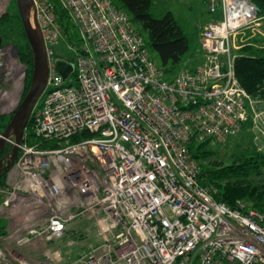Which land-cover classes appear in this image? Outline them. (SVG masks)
I'll use <instances>...</instances> for the list:
<instances>
[{
    "label": "built area",
    "instance_id": "obj_1",
    "mask_svg": "<svg viewBox=\"0 0 264 264\" xmlns=\"http://www.w3.org/2000/svg\"><path fill=\"white\" fill-rule=\"evenodd\" d=\"M33 3L50 74L0 188V264H264V213L215 200L189 151L239 134L256 104L234 54L260 25L256 4L208 0L221 15L201 36L205 63L167 77L112 0ZM69 25L78 41L64 78L55 48ZM26 78L17 48L0 47V117L14 114ZM78 222L102 243L72 259L51 244Z\"/></svg>",
    "mask_w": 264,
    "mask_h": 264
},
{
    "label": "trees",
    "instance_id": "obj_2",
    "mask_svg": "<svg viewBox=\"0 0 264 264\" xmlns=\"http://www.w3.org/2000/svg\"><path fill=\"white\" fill-rule=\"evenodd\" d=\"M250 1L256 4L259 9L260 21L264 22V0ZM112 3L115 8L129 16L141 37L144 33L147 34V39H143L149 51L151 50L157 55L159 67L163 68L167 75L170 74V77L174 76V68L183 61L190 50L189 39L174 15L169 12L163 18H154L150 13L153 0H112ZM17 16L20 17L19 13ZM65 29V34H68L69 27ZM251 41L250 44H245L239 50V55L235 58V75L241 86L253 100L255 99V106L260 108L264 101V38L257 37ZM9 44L17 46L19 59L27 66L24 98L30 89L34 56L22 20L17 23V36L15 30L12 29L0 37V47ZM257 102H260L259 105ZM11 117L12 115L0 117L1 132H4ZM82 136L85 135L74 137L73 142L79 141ZM230 140L231 138L227 141V146ZM33 141L31 140V142ZM239 146L241 145L237 144L235 149ZM215 147L209 141L194 142L189 146L192 157L195 158L201 169L200 183L213 188L214 199L219 202H225L233 207L236 201L243 200L250 202L252 208L264 213V182L261 180L264 176V154L258 152L254 145L248 146V148H238L232 154V163L226 164L224 157L221 158L223 153ZM11 150L12 145H7L2 157L9 154ZM5 180L6 173H3L0 176V188L5 186ZM4 225L5 223L1 221V234L4 233Z\"/></svg>",
    "mask_w": 264,
    "mask_h": 264
},
{
    "label": "rangeland",
    "instance_id": "obj_3",
    "mask_svg": "<svg viewBox=\"0 0 264 264\" xmlns=\"http://www.w3.org/2000/svg\"><path fill=\"white\" fill-rule=\"evenodd\" d=\"M1 4L4 15L0 20V37L12 29L15 30V35L17 36V23L21 21V18H18L17 16L19 13L17 0H1ZM169 12L174 15L177 23L188 37L190 43L189 53L173 70L174 75H177L181 71L193 70L198 64V60L195 61L196 57L194 55L198 56L201 55V51L203 52L201 42H199L201 30L210 20L218 19L221 15V10L219 9L216 15L212 14L209 11L208 0H153L150 13L154 18H163ZM259 24L260 25L248 29V32L244 31V33L236 37L234 42L235 56H238L239 50L245 44H250L252 42L251 40L254 38H264V22L261 21ZM68 27V37L63 36V38L60 39L59 45H57L55 49L57 55L61 56L66 61L75 62L76 54L73 50L68 48V43H76L78 40L76 38L75 29L71 25ZM142 37L147 39V34L144 33ZM14 46L17 48L16 45ZM150 53L152 58L159 65L157 55L153 51ZM167 77H170V74H168ZM257 105H259V102H257ZM256 108L257 107L254 105V107L250 109L247 123L243 125V129L239 135L231 137L228 146L226 145V142L223 145L219 144L220 146L217 145L215 147L218 148V151L220 150L223 153L221 158L224 157L223 159L226 164L232 163V154L238 148H248V146L251 147V145H254L258 152L264 154V101L260 105V108H257V110ZM255 116L257 117L256 121ZM237 144H240L241 146L235 149ZM261 180L264 182V176ZM246 203L252 205L250 202ZM70 229L80 231L83 238L69 235L64 240L52 242L51 246H60L63 249V252L68 254L72 259L77 258L81 252L90 251L102 243L95 228L91 226L89 222H78L71 226ZM73 233V231H70V234ZM70 241H73L72 245L69 243Z\"/></svg>",
    "mask_w": 264,
    "mask_h": 264
},
{
    "label": "water",
    "instance_id": "obj_4",
    "mask_svg": "<svg viewBox=\"0 0 264 264\" xmlns=\"http://www.w3.org/2000/svg\"><path fill=\"white\" fill-rule=\"evenodd\" d=\"M17 3L19 16L33 51L34 68L30 89L12 115L8 126L3 132V137L0 138V176L3 173H7L17 158L19 153L18 145L22 141L24 130L29 125L36 104L47 88L50 74L45 41L36 19L33 0H17ZM57 68L64 78H68L74 70V62L60 58L57 61ZM9 141L15 142V144ZM7 145H12V150L9 154L2 157Z\"/></svg>",
    "mask_w": 264,
    "mask_h": 264
},
{
    "label": "crops",
    "instance_id": "obj_5",
    "mask_svg": "<svg viewBox=\"0 0 264 264\" xmlns=\"http://www.w3.org/2000/svg\"><path fill=\"white\" fill-rule=\"evenodd\" d=\"M212 20H210L209 22H211ZM208 22V23H209ZM207 23V24H208ZM207 24L203 27V29L201 30V33H200V40H201V36H202V34H203V31H204V28L207 26ZM143 38V37H142ZM200 40H199V42H200ZM202 48V47H201ZM196 58H195V61H197L198 60V64L195 66V68L193 69V70H195V69H197L198 67H200L201 65H203L204 63H205V61H206V57H205V55H204V52H202L201 51V55H198V56H196V55H194ZM60 58H62L61 56H60ZM63 59V58H62ZM182 72V71H181ZM180 72V73H181ZM180 73H178V74H180ZM177 74V75H178ZM174 76H176V75H174ZM70 231H73V232H75V230L74 229H72V230H70ZM77 232H78V234H76V235H74V236H77V237H79V238H83L82 237V235H79V234H81V232L80 231H78V230H76ZM74 234V233H73ZM72 235V234H71ZM35 252L36 251H34L33 249H31V251H29V253L31 254V255H35ZM84 252H88V251H84ZM84 252H81V253H84ZM80 253V254H81Z\"/></svg>",
    "mask_w": 264,
    "mask_h": 264
},
{
    "label": "bare ground",
    "instance_id": "obj_6",
    "mask_svg": "<svg viewBox=\"0 0 264 264\" xmlns=\"http://www.w3.org/2000/svg\"><path fill=\"white\" fill-rule=\"evenodd\" d=\"M257 101V100H256ZM260 103V102H259ZM35 108H37V106H35ZM34 108V109H35ZM255 109V108H254ZM256 110H257V108H256ZM33 112H34V110H33ZM33 119V113H32V115H31V120Z\"/></svg>",
    "mask_w": 264,
    "mask_h": 264
}]
</instances>
